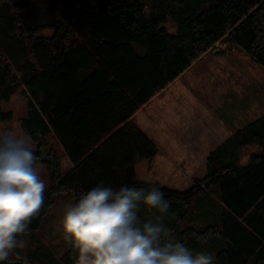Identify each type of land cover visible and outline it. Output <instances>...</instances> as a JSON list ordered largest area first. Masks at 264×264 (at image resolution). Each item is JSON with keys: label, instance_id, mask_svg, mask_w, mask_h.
<instances>
[{"label": "trees", "instance_id": "trees-1", "mask_svg": "<svg viewBox=\"0 0 264 264\" xmlns=\"http://www.w3.org/2000/svg\"><path fill=\"white\" fill-rule=\"evenodd\" d=\"M223 41L264 69V0H0V122L14 118L3 104L27 98L21 128L50 180L25 234L41 229L58 194L76 200L100 182L159 186L177 241L210 253L214 264H264V117L208 156L204 184L175 190L140 181L136 170L160 151L135 113ZM39 252L12 254L6 264H75L69 245L60 259L48 247Z\"/></svg>", "mask_w": 264, "mask_h": 264}, {"label": "clouds", "instance_id": "clouds-1", "mask_svg": "<svg viewBox=\"0 0 264 264\" xmlns=\"http://www.w3.org/2000/svg\"><path fill=\"white\" fill-rule=\"evenodd\" d=\"M35 164L30 137L0 132V264L12 254L22 259L21 237L45 204L46 184ZM169 208L159 186L100 182L65 206L59 230L75 264H214L210 253L194 252L171 235ZM142 210L151 215L142 217Z\"/></svg>", "mask_w": 264, "mask_h": 264}, {"label": "rangeland", "instance_id": "rangeland-1", "mask_svg": "<svg viewBox=\"0 0 264 264\" xmlns=\"http://www.w3.org/2000/svg\"><path fill=\"white\" fill-rule=\"evenodd\" d=\"M5 1H9V3L14 5L19 3V0ZM148 1L152 3L154 0ZM43 5L44 11H46V9L51 12L53 11L48 4L44 3ZM42 34L50 37L52 32L47 30ZM224 55L232 57V60H229V65L227 63L228 58H225ZM208 56H216L218 58L219 56H222L221 58L225 59L223 64L221 63V58L220 61L215 64L210 62L208 68L203 67L204 64L198 66L197 70L194 71L197 73L198 78V88L195 89L199 90L200 88L205 87L202 80L206 73L210 72V77H215L213 80L214 85L210 83L213 87L210 106L212 108L216 103H219L222 106V109H220L224 110V112L220 111V116H222L223 119L228 120L229 118V120H231L233 125H230V127H232L231 130H234L233 134L243 127L253 123L254 120L264 117V69L254 63L251 58L244 54L243 51H239V49L229 46L224 41L220 42L218 47L211 50ZM216 73H219L218 77ZM182 86L181 82L174 85V87H171V89L167 90V92L161 96V100L166 101L168 105H172L176 101V104L183 105L185 135L187 132L198 133L199 129L197 128L202 129L203 125L206 124L208 127L206 128L204 137L218 136V133L214 134V132L210 130V123H213L212 120L203 116L197 118L195 114V106L191 100L187 99V102H185V99H182V96L185 94L184 86L183 88ZM192 87L194 88V85H192ZM188 91H192L191 86L188 87ZM192 95L197 100V107L199 109L198 115L201 113L206 115V111L201 110L200 107L201 105L204 107L205 93L198 92L197 94V92H194ZM26 104L27 98L21 93H18L10 103L3 104V109L5 111H12L14 113V118L12 121L0 122V132L25 135L21 128V121L26 116ZM155 104L156 102L152 107H155ZM177 110L178 109L174 108L173 112L169 110V112L160 113V115H163L166 121H168L169 118L167 120L166 115L169 117L180 116L181 113L176 112ZM172 122L174 123L175 120H172ZM214 123H216V121H214ZM228 134L229 131L226 130L225 134L220 136H227ZM48 142L60 157L63 171L69 170L73 167L59 145L56 144V140L54 138H49ZM217 144L218 142L213 145L200 144L199 150L205 149L210 156L212 153L211 150L214 152V150L221 145L216 146ZM30 147L32 150L36 148V143L32 141V139H30ZM158 149L160 152L156 158L151 161L143 160L136 166L137 175L140 181L159 183L162 186L175 190H186L195 184L196 181H200V184H204L203 180L206 178L207 159L202 155L205 154V151L200 157H197L198 160H190L189 158V161H187V152H166L164 146H161V144H159ZM256 152H258V149L255 146L246 148L242 162L247 163L248 159ZM178 156L182 157L179 158ZM191 156L192 155H190V157ZM36 168L39 171L41 178L45 181L46 192L50 186L48 171H46L47 168L43 165L36 166ZM73 201H75V195L73 193L56 195L54 205L44 219L41 229L35 232L32 236L30 234H24L21 237V239L25 241V248L20 250V252H22V257L31 259L32 253L36 256H42L39 252L40 249H46L47 247L59 259L67 252L69 244L63 238V235L59 230L58 222L65 206Z\"/></svg>", "mask_w": 264, "mask_h": 264}, {"label": "crops", "instance_id": "crops-1", "mask_svg": "<svg viewBox=\"0 0 264 264\" xmlns=\"http://www.w3.org/2000/svg\"><path fill=\"white\" fill-rule=\"evenodd\" d=\"M241 51V50H239ZM245 54V53H244ZM209 53L204 54L201 59L197 60L196 63H194L190 68L184 71V74H182L180 77H178L173 83H171L166 89H164L161 93L156 95L148 104H146L144 107H142L137 113H135L134 121L137 123V125L153 140L157 146L159 147V144L161 146H164V149L166 152H178V153H186L187 152V161L190 160H198L197 157L201 156V154L205 151L199 150L200 144H210L213 145L214 143H217L220 145L224 141H227L226 139L230 138V136L233 134L234 130H231L233 123H231V120L223 119L222 116H220V111L222 109V106L219 103L214 104V106L211 108V100H212V92L213 87L211 86L213 84V80L215 77H210L211 73L208 72L203 76V84H205V87L200 88L199 90H196L195 88H198L197 82V73L194 72L197 70L198 66L201 64H204L203 67L208 68L210 62L212 64L217 63L220 61V58L222 56L216 57H209ZM246 55V54H245ZM225 56V55H224ZM225 58H228V65L230 63V59L232 60V57L225 56ZM225 58H221V63L223 64V61ZM221 64V66H222ZM224 68V67H223ZM228 71V70H226ZM217 77L219 73H216ZM210 77V78H209ZM181 82V85L184 86L185 94L182 96V99H185V102H187V99H190L191 102L195 106V114L197 118L199 117H207L212 120L213 123H210V130L214 132V134L218 133V136L213 137H204L205 131L208 125H203V128H197L198 133H192L187 132L185 135V125H184V112H183V105H178L176 102H174L172 105H168L166 101L161 100V96L167 92V90L171 89V87H174V85ZM211 83V84H210ZM194 85V88L192 87ZM182 86V88H183ZM191 86L192 91H188V87ZM194 92H202L205 93V99H204V107H201V110L206 111V115L203 113L198 115V105L197 100L192 95ZM219 92V91H218ZM155 104V107H152V105ZM177 105V107H176ZM178 109L176 112H180V116L177 117H169L166 115V119L163 115H160V113H167L169 110L173 112V109ZM221 108V109H220ZM230 108V107H229ZM228 108V109H229ZM172 120H175L173 123ZM216 121V123H214ZM209 123V122H208ZM229 127V129H228ZM228 130L229 134L227 136H220L224 135L225 131ZM224 132V133H222ZM154 134V136H153ZM213 135V134H211ZM159 144H158V143ZM215 146V147H216ZM213 153V151L211 150ZM190 155H192L190 157ZM205 159L209 156V153L205 151V154L202 155ZM181 158L182 156H178Z\"/></svg>", "mask_w": 264, "mask_h": 264}, {"label": "water", "instance_id": "water-1", "mask_svg": "<svg viewBox=\"0 0 264 264\" xmlns=\"http://www.w3.org/2000/svg\"><path fill=\"white\" fill-rule=\"evenodd\" d=\"M22 27V26H21Z\"/></svg>", "mask_w": 264, "mask_h": 264}]
</instances>
